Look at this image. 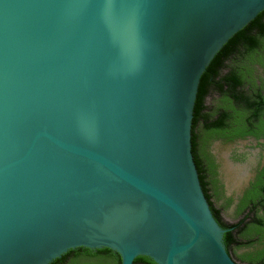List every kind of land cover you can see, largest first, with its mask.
Returning <instances> with one entry per match:
<instances>
[{
    "label": "water",
    "instance_id": "water-1",
    "mask_svg": "<svg viewBox=\"0 0 264 264\" xmlns=\"http://www.w3.org/2000/svg\"><path fill=\"white\" fill-rule=\"evenodd\" d=\"M264 0H0V264L109 249L239 264L192 153L200 79Z\"/></svg>",
    "mask_w": 264,
    "mask_h": 264
},
{
    "label": "flooded vegetation",
    "instance_id": "flooded-vegetation-1",
    "mask_svg": "<svg viewBox=\"0 0 264 264\" xmlns=\"http://www.w3.org/2000/svg\"><path fill=\"white\" fill-rule=\"evenodd\" d=\"M227 63L230 68L245 71L239 88L251 100L258 99L257 92L264 96V60L260 63L237 59ZM224 109L226 114L221 125H211ZM244 113L246 117L250 114L248 110L243 112L234 100L226 101L222 94L211 91L201 114H193V158L201 186L213 206L222 209V216L229 223L245 217L253 205L264 217V104L260 106L259 116L251 117L253 133H243L242 124H236L235 117L238 114L245 117ZM238 126L242 133L237 130ZM234 130L238 133L234 134ZM239 209L242 210L238 214ZM225 215L232 220H226ZM245 221H249V217ZM102 255L98 249L86 252L78 247L69 250L58 264H106Z\"/></svg>",
    "mask_w": 264,
    "mask_h": 264
},
{
    "label": "trees",
    "instance_id": "trees-1",
    "mask_svg": "<svg viewBox=\"0 0 264 264\" xmlns=\"http://www.w3.org/2000/svg\"><path fill=\"white\" fill-rule=\"evenodd\" d=\"M237 59L254 60L262 63L264 60V10L261 11L252 21L245 25L241 30L235 33L214 56L206 70L201 76L197 98L194 106V116H199L202 109L205 108V98L211 91L222 94L226 101L234 100L243 110H248L250 114L243 117L238 114L235 117L236 124L241 123L243 133H253L254 123L251 117H258L260 106L264 104V96L257 92L258 99L251 100L246 92L239 88L243 81L245 71L230 68L227 61ZM224 70H227L223 73ZM230 107V106H229ZM237 113H240L239 111ZM226 110L220 111L218 118L211 125H221ZM194 120V117H193ZM206 120V118H205ZM207 122V121H206ZM235 122V121H234ZM237 130L242 129L238 126ZM234 134L238 131H233ZM192 153H193V126H192ZM203 189V187H202ZM209 202L210 209L218 224L225 230L223 233V242L231 258L237 263L242 264H264V217L258 214L255 205L249 213L236 222H226L222 216V209L213 206L208 194L203 189ZM242 209L238 210V214ZM249 217V221L245 219ZM86 252L91 249L79 247ZM103 253L101 259H106V264H120V258L117 253L103 248L98 249ZM67 253L60 258L55 259L50 264L62 262ZM235 258V259H234ZM133 264H156L153 260L145 256H138Z\"/></svg>",
    "mask_w": 264,
    "mask_h": 264
},
{
    "label": "rangeland",
    "instance_id": "rangeland-1",
    "mask_svg": "<svg viewBox=\"0 0 264 264\" xmlns=\"http://www.w3.org/2000/svg\"><path fill=\"white\" fill-rule=\"evenodd\" d=\"M212 101H214L213 97L211 98V102H212ZM224 217H225V219L228 220V221H231V220H232L231 218L227 217L226 215H225Z\"/></svg>",
    "mask_w": 264,
    "mask_h": 264
}]
</instances>
